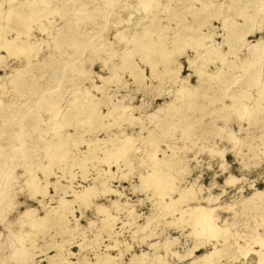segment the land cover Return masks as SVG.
Segmentation results:
<instances>
[{"label": "rangeland", "instance_id": "1", "mask_svg": "<svg viewBox=\"0 0 264 264\" xmlns=\"http://www.w3.org/2000/svg\"><path fill=\"white\" fill-rule=\"evenodd\" d=\"M7 1L8 0H1L0 7H5L7 9L9 7L8 5H14V3L18 1H24V3L32 2V0ZM106 1L107 0H47V4L43 5L50 9L40 15L37 19H34L26 30L29 34V39L31 38L30 40L32 42L38 40L39 43L35 49L30 50L31 55L27 56L29 50H26L25 52H19L17 55L18 57H16V54H9L5 49L0 47V144L6 145L10 137L13 138V131L17 128V117L20 114L25 115L26 111L27 115L25 121L29 122L28 129L33 136H37V133L32 131L33 126L44 129V137L52 136V126H55V120L53 119L54 121L50 120L48 123H44L40 118L39 121L37 119V122L34 123V118L37 117V109L34 105L36 104L38 106L44 97H55L58 99L60 97V106L64 109V107L70 105V100L76 95L83 97L89 93L94 98H101L102 93L100 90H97L96 87L101 84L102 79L110 77L111 81H109L111 83L108 81L105 88L106 93L111 94L113 101L119 100L121 96H124L123 102L127 99L128 103H125L130 106L134 105L135 108L132 114L126 118L131 119L138 116L137 120L135 119L134 121L129 122L130 119H127L128 122H119V120L114 117V114L113 116L101 117L104 118L103 120L105 122H108V120L109 122L111 121L110 124L113 121L114 122L111 126L108 125L110 127L109 129L107 126L104 129L102 128V130L99 129L94 132L84 131L85 128H78L75 125L65 126L63 132L60 134L61 136L65 135L66 137L70 133H78L79 135L80 140L73 141V139H71L68 144H70L73 153H76L79 158L83 157L81 165H84V167L82 166V168H80L81 165L74 163L71 168L64 170L63 165L54 164L51 168L53 173L49 176L48 180L54 181L55 179H58L61 184H68V191L70 193L66 194L65 197L72 199V190L79 191L83 186L93 184L94 179L102 172V170L109 167L107 162L103 161L105 164L101 163V161H98L96 158V156L101 155V152L107 148V144H101L100 148L96 149L93 154L84 157L88 154L87 148L90 146L91 141L95 140L96 136L106 139L107 136H111V134H115V137H120V135L122 137L129 134V136L135 138L133 140L134 143L132 142V144H134V147L137 146L134 150L132 147L133 152L136 149H139V151H135L134 153L130 152L128 155L131 163L130 170L125 172L123 178H117V175L128 170L124 166L127 158H120L117 161L118 163L116 162L110 165L109 170L115 171L116 176L110 178V184L108 182V185L121 191L122 195L119 197V201L126 204L127 207L132 206L134 211L139 214V216L136 217L137 223L145 224L147 217L155 216L152 222L153 231L150 232L149 230H146L144 234L132 233V228H129L131 225L123 223L128 219L126 218V210L123 209L117 212L114 209L115 207L113 204L110 203V199H115L116 196L98 192L89 204H84L79 201L72 202V210L67 217L69 227L72 229L67 230V225V227L62 230H58L56 227H50L44 232H37L33 237L35 239V248H32L30 245V239H32L30 237L33 235L32 232L30 235L28 234L29 238L26 236L27 239L24 237L25 239L21 240L23 245L28 247V250L34 254V264H47L48 259H46V255L55 254L59 247L62 248V251L71 250L75 252V255H71L69 258L73 264H85V261L95 262V252H108L111 255L119 257L118 262L115 264H130L129 258L132 254L140 255L144 252L146 253H144L143 257L145 259L143 258V260L146 264H157L156 257H158V255L163 256L164 253V256H166L165 258L163 256V262L165 261V263L162 264H192L191 261L194 256L196 257L205 253L209 249H213V244L219 246L217 243L220 244V242L212 239L209 234L208 236L206 234H203L204 236L201 234L198 236V234L195 233L190 234L192 231L191 227L184 222L182 224L165 223L166 220H172V216L160 208L161 203L163 201H168L170 197L177 199L179 194L177 195L176 193L187 187H193L195 189V194L193 197L191 196L192 199L187 196L186 198L181 199L180 203L178 202L179 207H185L188 203L189 205H194L196 203L194 199L196 198L198 199V202L203 205H211L212 203L211 206L217 207L214 209V213L218 216L216 221L217 224L221 225L225 221L226 226L231 232L235 233L237 238H248V235H252L254 230H257L260 234L264 233V200H262L264 198H258L257 200L255 197L252 198V194L255 190L264 189V109L259 110L260 108L255 107V112H257L256 119H258V122L253 123V120L250 121L248 118H239L233 109H225L223 107L224 102L228 103L230 100L227 98L222 99V95L225 91L230 90L237 92L240 88H243L250 93V96L248 95V99H251L248 101L249 104L247 102L248 99L245 100V103L247 102L249 108L253 107L251 104L260 100L258 99L259 92L261 86L262 88L264 86V57H262L260 61L261 63H259V78L256 86H247V81L250 79L249 73L244 71V69H240L239 71V68L235 65H240L243 61H246V58H248L249 51L246 49L248 43L255 44L260 37H263L264 39V12L257 15L254 19L258 28L262 27L259 30L257 29L254 33H249L245 38L244 46H238L236 47L237 50L234 49L233 53H230V51H228L229 45L225 41L226 34L228 31H232V28L235 27L233 23L235 20L237 21V24L243 22L242 17L237 15L236 9L243 8L246 14L250 15L253 11V5L251 4H253L254 0H212L213 11H192L193 9L189 6H192L193 8L199 7L202 0H188L186 1L187 3H184L183 1L175 4V6L174 3L176 1L172 0L168 2V5L173 7H167V0H155V2L154 0H148L146 3L148 9L146 8V4L139 6V9L137 7L135 8L134 6L136 5L137 0H118L117 3H114V5L111 6L105 4ZM35 4L38 3L35 2ZM65 8L66 12L62 13V10ZM133 8L136 9V12L132 11ZM76 18H78V20H76ZM225 20L228 24L226 26H224ZM0 21L3 22V20ZM126 21L130 23H127ZM67 24L70 26L67 27ZM154 24H158L159 28L155 31L157 33H154L151 36L153 38L152 42L159 41V32L163 35L166 45H168L167 43H169V41L173 40L174 42H179L178 44L181 53H179L180 56H178L177 62H180L181 68L175 82L164 73V65L161 63H158L155 68L157 75L151 77L149 66H147L138 55L129 52L125 55L124 59H121V56H119L124 52L127 46L132 47V43H129V41L132 40L129 39L131 36L136 35L142 29H147ZM92 29H95L96 31ZM120 30L128 33L123 36L122 39H119L116 34V32ZM66 31L69 33V39H65L64 43L55 50L54 46L57 40H59L58 36ZM208 31H212V37L205 39L204 44H202L203 46L198 45L199 37ZM20 33V36L22 37V31ZM11 34V36H15L13 33ZM1 44H3V41L2 43L0 42V46ZM34 44H37V42ZM91 45H99L100 52L98 51L94 54L91 53ZM122 46H124L125 49ZM204 48L205 50L203 51ZM177 54L178 53L175 55ZM220 54H224L223 57L226 59V62H229V64L233 62L231 65H234L235 67H225L226 65L222 64L219 56ZM116 55L118 56L116 57ZM26 57H29L30 64L28 70L24 71L23 67L26 64ZM188 59H192L193 64L189 63ZM75 62H77V64L80 63V67L85 69V75H81L80 71H77V68L72 69L69 67L71 63ZM128 62H133L135 65H138L139 68L144 70V82H146V86H138L132 82L133 79L130 75L128 65L126 64ZM172 65L176 66L175 63ZM14 66H20L21 68V72L17 75L21 80V83L19 85L17 84V86H3L5 80L3 77L10 73ZM197 75L200 79L203 78L200 80ZM214 75H216V77H213ZM207 77H211V80H208ZM182 78H186V85H197L199 84L198 81H204L201 89L202 93L193 100L191 105L184 102L180 103V101L177 100L178 104L175 105H178V107L175 106L173 108L174 111L172 110L169 115H165V113L163 114L164 111L160 114L157 113V106H164V102L166 100L168 101L170 96L173 95L172 92L174 90H179L177 89V82ZM214 78L218 79L215 80ZM208 81L211 83L214 82L211 84ZM73 82L77 84L73 86ZM205 82H208L212 86L208 83H206L208 86L205 85ZM94 85L96 87H94ZM13 98H15L14 101ZM254 99L256 100L254 101ZM263 100L264 96L261 101ZM98 108L101 113H106L109 104L100 103ZM172 112H179L176 114L184 115V117L182 118L172 115ZM197 113H200L201 115L198 114L197 117ZM119 116L122 115L119 114ZM40 117L42 116L40 115ZM151 120L154 122H151ZM115 121L117 122V125ZM148 129L150 132L148 141L155 138L157 136L156 134H159L160 137L159 142H154L157 144L156 155H154L157 159L161 160L163 155H170L171 153V156L173 155L174 158L182 157L183 160L179 164V167H177L181 169L172 171V174L177 177L173 185L176 192L175 189L172 191L169 190V192H165L166 196L164 198H162L164 194L162 195V193H159L158 191L157 194L155 190L145 187V184L140 179V176H143L150 170L154 169V162L157 161L156 158L154 160L150 159L146 148L148 147V142L146 144L141 136L143 135V132ZM182 130H185V132H182ZM2 131L5 132L4 135H2ZM138 136L140 137L138 138ZM234 140L236 142H234ZM166 143L168 144L166 145ZM176 144L180 150H177L179 148H177ZM13 145L19 146L16 141ZM153 147L154 146H152V148ZM209 148H212L215 151L210 152ZM219 150L224 152L223 155L222 153L217 152ZM8 152L11 153L10 148L5 146L4 155ZM222 160L223 163H226L222 164ZM40 161V166L43 167L42 165L45 164V160L42 159ZM40 166L36 169L35 175L37 178L39 177L38 181L43 183L44 176ZM117 166H119V168ZM34 168L35 165L30 164V166L27 167V170H25L26 168L24 166L19 165L9 174L7 162L3 164V169L0 174V194L6 191L7 196L12 197L15 206L5 215L4 221H0V231L2 232L4 230L2 232L3 235H1L2 233L0 232V242L2 245L0 246V264H19L16 262L17 260L13 258V260L11 259L10 254L12 246L9 244V242H13L15 239H19L17 237H20L18 234L19 232H17L20 228L18 227L20 223L16 224L19 221L14 219L17 217V212L23 211L27 206H30L35 210L37 216H44L46 209L57 206V195L50 185H48V189L46 188L47 196L42 201L43 205L38 202V199H41L40 196H36L37 199H35L27 194L29 193V189L26 187L25 180L26 177L29 176L30 170ZM179 170H181L182 173L178 172ZM109 173H111V171ZM229 175L233 177V181L225 183V178ZM5 182L10 184L9 187L7 186L8 188L6 187ZM151 190H153V192ZM206 196L216 197V199L211 203H208L205 201V198L207 199ZM50 197H52V199ZM248 198L255 201L247 200ZM96 205H102L108 208L109 213L117 215L113 229H115L116 232H119L117 237L120 245H128L130 246V249L128 248L125 250L123 248V250H125L123 253L121 252L122 249L120 247L106 250L105 245L108 242L113 243V241L102 230L108 219L106 221V214L99 212L96 209ZM43 207H46V209ZM175 214H178V212L176 211ZM159 218L162 219L159 220ZM75 229H77L76 232ZM22 231H24V233H29V227L26 225L23 226ZM153 232L157 233V235L153 234ZM96 234L98 235L96 236ZM206 236L207 238H205ZM165 237L175 239V242L171 243L170 248L175 251L176 254H173L170 249L169 251L167 250V252L163 248L164 246L161 245L160 241L162 240L161 242H163V238ZM65 238L69 239L66 241L64 240ZM207 239L208 241H206ZM53 240H55V242ZM156 241H158V244L154 243ZM44 242L47 243V246L42 248L41 245ZM242 242L243 241L240 240V243ZM80 243L82 244L78 245ZM151 243L155 245H150ZM15 244L16 243H14V245ZM253 246L254 249L260 248L257 244ZM156 248H158V250ZM250 252L247 259L243 258V256H240L237 259L233 258L234 260L227 257H220L215 260L214 264H252L250 259L254 256V253ZM176 255L178 256L174 257ZM229 261L233 262L230 263Z\"/></svg>", "mask_w": 264, "mask_h": 264}, {"label": "bare ground", "instance_id": "2", "mask_svg": "<svg viewBox=\"0 0 264 264\" xmlns=\"http://www.w3.org/2000/svg\"><path fill=\"white\" fill-rule=\"evenodd\" d=\"M121 1H123V0H121ZM147 1L148 0H137L136 5L134 7L138 8L139 6H141L143 4H146ZM170 1H172V0H167V7H173L171 5H168V2H170ZM174 1H176L174 3V6H175V4H177L179 2H183V1H184V3H187L186 1H188V0H174ZM35 2H37L40 5L35 4ZM117 2H118V0H107L105 2V4H107L108 6L109 5L111 6V5H114V3H117ZM154 2H155V0H154ZM212 3H213L212 0H202L201 1V5L199 7H196V8H193L192 6H189V7H191L193 9V10L191 9L192 11H197V10H199V11H205V10L213 11ZM43 4L46 5L47 4V0H44V1L43 0H38V1L37 0H32V2H28V3L27 2L24 3V1H18L16 3H14V5H11V6L8 5L9 7L7 9L5 7H3V8L0 7V20H3V22L0 21V37H1L0 38V42L2 43V41H3V44H1V46H0L1 48L5 49L6 52L9 53V54H16L15 55L16 57H18L17 55L19 54V52H25L26 50H29V54H27V56L31 55L30 54V50L31 49H35L39 43H38V40H36L35 42H32L30 40L31 38L29 39V34H28V32L26 30L30 26V23L34 19H37L40 15H42L43 13L47 12L50 9V8L44 6ZM0 5H1V0H0ZM41 5H43L44 7L41 6ZM251 5H253V7H252L253 11L251 12L250 15H247L243 8H237L236 9L237 10V15L242 17V21L243 22H241V24L240 23L237 24V21L235 20L233 22L235 27L232 28V31L230 30L226 34L225 41L229 45V50L228 51H230V53H233L234 49L237 50L236 47L244 46L243 44H245V38H246V36L249 33H254L257 29L259 30L262 27L261 26V27L258 28V25H257V23H255L254 19L257 17V15H260V14H262L264 12V0H254L253 4H251ZM131 6H133V5H131ZM157 6H160V5H157ZM147 7L148 6L146 4V8ZM88 8L91 9L90 7H88ZM135 10L136 9L133 8L132 11L136 12ZM65 12H66V8L62 10V13H65ZM108 13H109V10H108ZM86 16H89V15H86ZM125 17H126V15H125ZM80 19H79V21H80ZM90 19H91V17H90ZM124 19H126V18H124ZM76 20H78V18H76ZM66 21H69V20H66ZM134 21H136V20H134ZM71 22H72V20H71ZM127 23H130V22H127ZM91 24H92V22H91ZM226 25H228V24H227V21L225 20L224 21V26H226ZM66 26L68 27L70 25L67 24ZM128 28H130V27H128ZM158 28H159V25L158 24H154V25H151L147 29H142L136 35L131 36L129 39H132L131 40L132 42L129 41V43L130 44L132 43L131 44L132 47L127 46L128 48L126 47V49H125V47L122 46V47H124L125 50H124V52L122 51L123 53L120 54L119 56H121V59H124L125 55H127V53H129V52H132L133 54L138 55L139 58L147 66H149V68H150L149 70L151 71V77L152 76L155 77V75H157L156 71H155V68L157 67L158 63H161V64L164 65V71H165L164 73H166L167 76H169L175 82L177 80L176 78H178V72H179V70L181 68L180 62H177V58H178V56H180L179 53H181L180 52V47H179V44H178L179 42H177V41L174 42V40H173V41H169V43H167L168 45H166L165 44V40H164L163 35L161 34V32L158 33V36L160 37L159 41L152 42L153 38L151 36L154 33H157L155 31H157ZM84 29H85V27H84ZM92 30H95V29H92ZM21 31L23 33L22 37L20 36V34H21L20 32ZM88 31H89V29H88ZM11 33H13L15 36H11L12 35ZM116 34H117V37L119 39H122V37L127 35L128 33L126 31H121L120 30V31L116 32ZM210 37H212V31H208L207 33H205L204 35L199 37L198 45L204 44L205 39H209ZM58 38H59V40H57V42H56V44L54 46L55 50L61 44L64 43L65 39H69V33L67 31L63 32L61 35L58 36ZM36 42H37V44H34ZM256 43L255 44H252V43H248L247 44L248 47L246 49H248V51H249L248 58H246V61H243V63H241L240 65H235L236 67L239 68V71H240V69H244V71L249 73L250 79L247 81V86H251V85H255L256 86V84L258 83V78H259V72L258 71L260 69L259 63H261L260 61H261L262 57H264V39H263V37H260L259 39H257ZM99 49H100L99 45H91L90 46V52L93 53V54L98 52ZM166 50H168V51H166ZM204 50H205V48L203 49V51ZM176 53H178V54L175 55ZM223 55L224 54H220L219 55L220 58H221L222 64L226 65L225 67H227V68H231V67L234 68L235 66L231 65V64H233V62L231 64H229V62H226V59L223 57ZM114 56H113V58H114ZM117 56L118 55H116V57ZM25 60H26V64L23 67L24 71L28 70V67H29V64H30L29 57H26ZM188 61H189V63L193 64L192 63V61H193L192 59H188ZM43 63H45V62H43ZM173 63H175L176 66L172 65ZM126 64L128 65V69H129L130 75L132 76V79H133L132 82L134 84H137L138 86H140V85L146 86L147 84H146V82H144L145 81V79H144L145 76H144V73H143L144 70H142V68H139L138 65H135L133 62H128ZM80 65H81L80 63L77 64V62H75V63H71L69 65V67L72 68V69H76L77 68L78 69L77 71H80L81 75H85L86 71H85V69L81 68ZM213 71H215V70H213ZM20 72H21L20 66L12 67V71L10 73L6 74L3 77V78H5L3 86H10L11 87L13 85H16V86H17V84L19 85L21 83V80L18 78L17 75ZM43 73H44V71H43ZM223 73H222V76H223ZM236 73H238V72H236ZM44 75H45V73H44ZM198 75H197V77H198ZM204 76H205V74H204ZM100 77H102V76H100ZM213 77H216V75H214ZM26 78H28V77H26ZM35 78H36V76H35ZM210 78L211 77H209L208 80ZM110 79H111L110 77L102 79V82H101L100 85H98V87H96L94 85V87H96L97 90H100V92L102 93V97L101 98H97V97L94 98L89 93H87V95H84L83 97L76 95L73 99L70 100V105L64 107L65 110L63 109V107L60 106V100L61 99H60L59 96H58L59 99L55 98V97H53V98L44 97L42 99V101H41L42 103L40 102L41 104L39 103L38 106L35 104L34 106H36V109H37L36 116L38 118L37 117L34 118V123L37 122V119L39 121L40 118H41L42 121H44V123H48L50 120H53V119L55 120V121L53 120L55 122V126L54 127L52 126V130H53V135L52 136L44 137L45 136V135L43 136L44 129L38 128L37 126H33L32 131L34 133H37L36 137L33 136L31 134V131L28 129L29 122L25 121V118H26V115H27V111H26L25 115L24 114H20L17 117V119H18V121L16 122L17 123V128L15 130L13 129L14 130L13 131L14 132L13 133V138L10 137L9 141L8 142L6 141L7 142L6 145L0 144V174H1L2 169H3V164H5L6 162H7V165H8L9 174L12 172V170L15 167H17L19 165L20 166H24L26 168L25 170H27V167H29L30 164L35 165V168L30 170V174H29L28 177H26V180H25L26 181L25 182L26 183V187H28L27 189H29V193H27V194H29L30 197H34L35 199H37L36 196H40L41 199H38V202L41 205H43L42 201L47 196L46 188L48 187V185H50L54 189L55 194L57 195V198H56L57 199V206H53V207H50L48 209H46V207H43V208L46 209V212H45L44 216H37L35 214V210L32 209L30 206H27L23 211H18L17 212V215H16L17 217L14 218V219H17V221H19V222L16 221L17 222L16 224L20 223L19 226H18L20 228L17 231V232H19L18 234H19L20 237H17L19 239H17V240L15 239L13 242L12 241L9 242V244H10V246H12L10 257H11V259L13 258V259L17 260L16 262H18L19 264H34V260H33L34 254L30 250H28L29 249L28 247L23 245L21 240H24L26 238V236H28V234L30 235V233L32 232L33 235L30 237V238H32V239H30V241H31L30 245H31L32 248L33 247L35 248V246H34V242H35L34 240L35 239L33 237H34V235L37 232H40V231L44 232L45 230H48V228H50V227H54V228L56 227L58 230L59 229L62 230V229H65L67 227V225H68L67 230L72 229V228L69 227V222H68V219H67L68 214L72 210L71 209L72 202L73 201L74 202L79 201V202H82L84 204H87V203L89 204L91 202L92 198L98 192H101L102 194H111V195H115L116 196L115 199H110V203L113 204V206L115 207L114 209L117 212L120 211V210H123V209L126 210V218H128V219L125 222H123V223L131 225V227H129V228H132V233H134V234H138V233L144 234L146 232V230H149L150 232L153 231L152 230V222H153L155 216L147 217V221H146L145 224L137 223L136 222V217H138L139 214H137L134 211L132 206H128L127 207L126 204H123V203H121L119 201V197L122 195L121 191H119L118 189L116 190V189H114V188H112L111 186L108 185V182H109L110 178L116 176L115 175V171L109 170L110 165L112 163H116L120 158L121 159L122 158L124 159V157L127 158V160H125L126 163H125L124 166L128 170H125V171L121 172L120 175H117V178H123L125 176V172H128L130 170V164L131 163H130L128 155L130 154V152L132 153L133 150L135 149V147L137 148V146L134 147V144H132V142L134 143L133 140L135 138H133L132 136H129V134H126V135H124L122 137H121V135H120V137L119 136L115 137L114 136L115 134H111V136L108 135L106 139L105 138H99V137L96 136L95 140L91 141L90 146L87 148V153L88 154H86L84 157H86L87 155L93 154V152L96 149L100 148L101 144H103V143H104V145L107 144L106 145L107 148L104 151L101 152L102 153L101 155L96 156V158H97L98 161H101V163L105 164V162H107L109 167H107L106 169L102 170V172L94 179V183L93 184H89L87 186H83L82 189H80L79 191L71 189L72 190L71 191V195L73 196L72 199H68V198L65 197L66 194L70 193L68 191V189H69L68 184H61L58 179H55L54 181H49L48 180L49 176L53 173L51 168H52V166L54 164H61V165L64 166L63 167L64 170H66L68 168H71V166L74 163H78L79 165H81L82 162H83V159H82L83 157L79 158V156H77L76 153H73L72 152L73 150L71 149L70 144H68L71 139H73V141L74 140L77 141L78 139L80 140L79 135H78V133L77 134L76 133L75 134H71L70 133L69 135H67V133H66V135H67L66 137H65V135H63L64 137L61 136L60 134L63 132V130H64L63 128H65V126H67V125H73L74 126L75 125L78 128H85L84 131L94 132V131H98L99 129L102 130V128L104 129L108 125L111 126V124L114 122L113 121L110 124L111 121L109 122V120H108V122H105L103 120L104 118H101V117H106V116H110V115L113 116V114H114V117L117 118L119 120V122L120 121H127V119H130V118H126V117H129L132 114L133 110H135L134 105L133 106L128 105L127 104L128 103L127 99L125 100V102H127V103L123 102L124 101V96H121V98L119 100H116V101L112 100L111 94H107L106 90H105V88L107 86V83H108V81ZM162 79H163V76H162ZM216 79H218V78H216ZM19 80H20V82H19ZM195 80H197V79H195ZM164 81H165V79H164ZM166 81H168V80H166ZM160 82H161V80H160ZM201 82L198 81L199 84H197V85H189V84L186 85L185 84L186 83V78L185 79L184 78L180 79V81L177 82V89H179V90H174L173 92L171 90L173 95L170 96V99H168V101L164 100L165 101L164 102V106H162V107H158L157 106V108H158L157 113L160 114V113H162L164 111L163 114L165 113V115H169L175 106L178 107V105H175V104H178L177 100L180 101V103L184 102L186 104H190L191 105L193 100L196 99V97H198L202 93L201 89H202L204 81L202 83ZM208 82H205V85H207L206 83H208ZM209 83H211V82H209ZM262 83H263V81H262ZM75 84H77V83L73 82V86ZM161 84H163V83H161ZM46 85H45V87H46ZM207 86H206V89H207ZM210 86H212V85H210ZM160 87H158V88H160ZM84 90H86V89H84ZM76 92H77V90H76ZM255 92H257V91H255ZM248 95L250 96L249 91H245L243 88H240L237 92L230 91V90L225 91V93L222 95V99L227 98V99L230 100V102H228V103L224 102L223 107L225 109H233L237 113L236 115L239 118H241V119L243 117L244 118H248L250 121L253 120L252 121L253 123H256V122H258V119H256L257 118L256 117L257 116L256 115L257 112H255L256 111L255 107L256 108H260L259 110H261V109L263 110L264 109V102H263L264 100L261 101L263 96H264V86H263V88L261 86V90L259 92L258 99H260V100H258L256 98L258 101L254 102V103L251 102V103H253V104H251V105H253L252 108H249V106L247 105V102L251 100V99L250 100L248 99L249 98ZM251 97H252V95H251ZM201 98H202V96H201ZM14 99L15 98H13V101H14ZM246 99H248V100L245 103ZM256 99H254V101ZM197 100H198V98H197ZM100 103L109 104V108H108L106 113L105 112L104 113L100 112V109L98 108ZM180 103H179V106H180ZM0 104H1V100H0ZM197 104H199V103H197ZM200 104H202V103H200ZM248 104H249V102H248ZM204 105H205V103H204ZM197 109H198V107H197ZM176 110H177V108H176ZM184 110H185V108H184ZM204 111H205V109H204ZM43 113H46V114H43ZM176 113H179V112H176ZM176 113L172 112V115H176V116H179V117H182V118L184 117V115L176 114ZM184 113H187V112H184ZM205 113H207V112H205ZM119 114L122 115L123 117L119 116ZM198 114H200V113H197V117H198ZM40 115L42 117H40ZM137 118H138V116H136L135 118H131L129 122L134 121L135 119L137 120ZM118 120H117V122H118ZM152 121L153 120H151V122ZM117 122H116V125H117ZM201 122H202V120H201ZM196 124H197V120H196ZM45 128H47V127H45ZM109 128L110 127L108 126V129ZM138 128H139V126H138ZM49 130H51V129H49ZM2 132H3L2 135H4L5 132L4 131H2ZM182 132H185V130H182ZM149 133L150 132H149V129H148L145 132H143V135H141V136H142L143 140L146 142V144L148 142V147H146V148L148 150V155H149L150 159L154 160L156 158V160L158 162L157 161L154 162V166H153L154 169H152L149 172H147V174H145L143 176H140V179L145 184V187H147L149 189H153L156 192L158 191L159 193H162V195L164 194L163 197L160 196V197L164 198L166 196L165 192H169V190L172 191V190L175 189L173 185H174V182L177 179V177L172 174V171L176 170V169H181V168H177V167H179V164L183 160H182V157L174 158L173 155L171 156V153H170V155H163V158H161V160L157 159V157L154 156V155H156L157 144H155L154 142H157V141L159 142L160 137H159V134H156L157 136L155 138H152V140L148 141L149 136H150ZM139 137L140 136H138V138ZM174 140H176V139H174ZM235 140H234V142H236ZM13 141L14 142L16 141L19 146H14L13 145V143H14ZM109 144H110V146H109ZM167 144L168 143H166V145ZM5 146H8V148H10L11 153L8 152L6 155H4ZM152 146H154V147L152 148ZM176 146H177V144H176ZM132 147H133V150H132ZM180 147H181V145H180ZM177 148H179V147L177 146ZM169 150H171V149H169ZM177 150H180V148L177 149ZM135 151L137 152V151H139V149H136ZM174 151H175V149H174ZM209 151L212 152V151H215V150L212 149V148H209ZM217 152L222 153V155L224 153L223 151H220V150L217 151ZM211 155H212V153H211ZM222 155H220V156H222ZM34 159H36V160H34ZM42 159L45 160L44 161L45 164L43 163L44 165H42L43 167L40 166L41 165L40 164L41 163L40 160H42ZM31 161H32V163H31ZM76 161H78V162H76ZM103 161H105V162H103ZM121 162H122V160H121ZM225 163H223V160H222V164H225ZM39 166L42 169L43 176H44V182L43 183L39 182L38 181L39 177L37 178V176L35 175V171H36V169L39 168ZM82 166L84 167V165H81L80 168H82ZM117 167L119 168V166H117ZM110 171H111V173H109ZM182 171H183V169H182ZM182 171L179 170L178 172L182 173ZM83 172H84V170H83ZM59 178H61V177H59ZM231 181H233V177H231L230 175L225 178V183H229ZM25 183H24V185H25ZM143 183H142V185H143ZM5 184H6V187L10 186L9 183L5 182ZM109 184H110V182H109ZM21 189H22V187H21ZM153 190H151V191L153 192ZM156 192H155V194H156ZM158 192H157V194H158ZM175 192H176V189H175ZM157 194H156V196H157ZM176 194L177 195L179 194L177 196L178 197L177 199L170 197L168 199V201H163L161 203V205H160L161 209H163L166 213L171 214V216H172V220H166L165 223L166 224H168V223H177V224L181 223L182 224L184 222L185 224H187V225H189L191 227L192 231L191 232L189 231L190 234L191 233H195V234H198V236H199V234H201V235L206 234L207 236L209 234V236L212 239H215V240H217V242L218 241L220 242V244L217 243V245H219V246H216V244H213V249H209L205 253H202V254H200V255H198L196 257L194 256L193 260L191 261L192 264H214L215 260L219 259L220 257H227V258H229L231 260H234V259L239 258L240 256H243V258L247 259V256L249 255L250 251L252 253H254V256H252L253 258L251 257V259H250L252 264H264V233L260 234V232H257V230L253 229L254 233H252V235H250V236L248 235V238L239 239V238L236 237L235 233L231 232V230L226 226L225 221L221 225L217 224L216 221H217L218 216H217V214L214 213V209L217 208V207L211 206L212 205L211 202L213 200H215L216 197H212V196H208L207 197L206 196L207 199L205 198V201H207L208 203H211V205H203V204L198 202V199L195 198L194 200H195L196 203L194 205H189V203H188V204H186L185 207H179L178 202L180 203L181 199L186 198V196L188 198L191 197V196L193 197V195L195 194V189L193 187H187V188H184L182 190H179V192L176 193ZM192 197H191V199H192ZM254 197L256 198V200L258 198L259 199L260 198L261 199L264 198V189L255 190L253 192V194H252V198H254ZM50 198L52 199V197H50ZM247 200L252 201L253 199L248 198ZM262 200H264V199H262ZM253 201H255V200H253ZM14 206H15V203L13 202L12 197L7 196V192L6 191L4 193L0 194V221H2V220L4 221L5 215L7 213H9L14 208ZM96 209L99 212L106 214V221L108 219L107 223L105 224V226H103L102 230L105 232V234L110 239H112L113 243L112 242H108L105 245L106 250H109V249L115 248V247H120L122 249L121 252L123 253V251H125L126 249H128V248L130 249V246H128V245H126V246H121L120 245V242H119L118 237H117L119 232H116L115 229H113V225H114L115 219L117 218L116 217L117 215H115L113 213H109L108 208H106V207H104L102 205H96ZM176 211L178 212L179 216H178V214H175ZM165 216H166V214H165ZM161 219L159 218V220H161ZM6 225H7V222H6ZM25 225L27 227H29V233H24V231H22L23 226H25ZM122 226H123V224H122ZM4 229H5V227H4ZM2 230H3V228H2ZM76 230L77 229H75V232H76ZM153 234L157 235V233H155V232H153ZM1 235H3V233ZM97 235L98 234H96V236ZM71 236H72V234H71ZM207 236L205 238H207ZM200 237H202V236H200ZM28 238H29V236H28ZM69 238H70V236H69ZM69 238H67V239L65 238L64 240L67 241ZM211 238H210V240H211ZM8 240H9V238H8ZM240 240H242L243 242L240 243ZM16 241H18V242H16ZM53 241L55 242V240H53ZM161 241H160V243H161V245L164 246L163 248L166 251L167 250L169 251V249H170V251L172 250L170 247H171V243L175 242L174 238L173 239H169V238L165 237V238H163V242H161ZM206 241H208V239ZM157 242L158 241H156L154 243H157ZM202 242H203V240H202ZM14 243H16V244L14 245ZM81 244L82 243H80L78 245H81ZM256 244L259 245L258 247H260V248L254 249L253 245H256ZM56 245H58V244H56ZM150 245H153V244L151 243ZM0 246H2L1 242H0ZM46 246H47L46 242H44L41 245L42 248H45ZM148 247H151V246H148ZM123 248L125 250H123ZM158 248H156V249L158 250ZM42 251H44V250H42ZM144 253H146V252H144ZM144 253H142L140 255L132 254L131 257L129 258L130 259V264H146L145 261L143 260ZM172 253L176 254V252L173 251V250H172ZM164 254H163V256H164ZM71 255H75V252H73L71 250L62 251V248L59 247V248H57V252L55 254L46 255V259H48L47 264H73V262L70 261V259H69ZM163 256L158 255V257H156V259H157L156 261L159 264L165 263V261L163 262V260H164ZM165 256H164V258H165ZM177 256L178 255H176L174 257H177ZM146 258H147V256H146ZM95 259H96L95 262H93V261H90V262L89 261H85V264H115V263L118 262L119 257H117L115 255H111L108 252H95ZM150 261H152V260H150ZM229 262L231 263L233 261H229ZM243 262H244V259H243ZM148 264H150V263H148Z\"/></svg>", "mask_w": 264, "mask_h": 264}]
</instances>
